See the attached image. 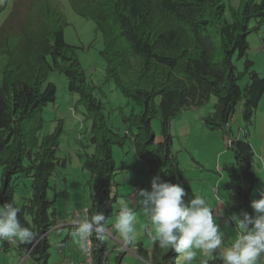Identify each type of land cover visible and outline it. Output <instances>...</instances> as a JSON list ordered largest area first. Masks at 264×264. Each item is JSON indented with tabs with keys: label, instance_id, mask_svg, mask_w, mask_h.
Segmentation results:
<instances>
[{
	"label": "trees",
	"instance_id": "obj_1",
	"mask_svg": "<svg viewBox=\"0 0 264 264\" xmlns=\"http://www.w3.org/2000/svg\"><path fill=\"white\" fill-rule=\"evenodd\" d=\"M57 1L19 0L21 11L14 9L0 21V204L15 201L19 181L30 179L31 193L22 198L19 218L38 234L35 242L18 243L15 248L34 264H49L47 234L57 221L55 198L48 196L50 181L67 163L57 156L62 122L53 133L39 135L43 108L56 99V86L48 81L52 72L65 77L69 92L79 97L85 121L90 122L87 151L81 155L83 168L90 174L85 215L102 212L107 228L119 197L115 188L120 186L114 180L118 168L112 150L123 147L127 139L151 176L180 183L183 173L172 151L171 123L184 111L204 107L211 97L214 111L204 118L209 131L221 130L236 138L231 120L237 109L246 124V134L231 149L237 160L223 171L230 212L251 214L257 178L247 135L264 96V78L252 71L253 62L246 57L247 37L264 25V0H67L77 15L95 23L101 35L105 83H113L140 108L139 113H121L127 123L124 134L111 125L97 86L77 57L78 48L66 42L67 19L61 0ZM9 2L0 0V16ZM235 56L244 61L245 73H236ZM244 74L250 79L242 87L238 81ZM155 118L160 120L159 141L151 126ZM90 240L93 264H109L113 250L106 235L99 240L93 233ZM0 244L8 250V241ZM136 246L141 264H175L177 260L178 253L153 242L151 250L140 243ZM125 254L119 253L115 264ZM261 259L264 263V254ZM210 263L221 264L215 255Z\"/></svg>",
	"mask_w": 264,
	"mask_h": 264
},
{
	"label": "rangeland",
	"instance_id": "obj_2",
	"mask_svg": "<svg viewBox=\"0 0 264 264\" xmlns=\"http://www.w3.org/2000/svg\"><path fill=\"white\" fill-rule=\"evenodd\" d=\"M238 3V0H236ZM19 6V0H10L7 5V10L1 14L0 21L2 22L8 15L9 11L11 13L15 9L16 12H20L21 9L17 8ZM63 12L66 15L67 25L64 27V35L65 40L69 45L77 47V57L82 65V68L86 75L92 79L97 86V94L100 99L105 103L106 111L108 113L109 121L111 125L120 133L124 134L127 131V123H125L121 119V113L125 115H130L132 113H139L140 108L138 106H134L130 103L126 97H124L119 90H117L113 83L106 82L105 83V60L100 56L99 50L101 49V35L96 30L95 23L89 19H85L79 15H77L69 6L67 0H63ZM255 25V22L251 23V26ZM248 49H247V58L253 62L251 67L252 71L257 73L259 78H264V25L257 31L253 32L247 37ZM83 48V49H81ZM222 55H217V60H220ZM234 64L236 68V73H245L244 70V61L237 60L236 56L234 59ZM3 67V60L0 59V71ZM249 75L244 74L241 79L238 81L242 87H244L249 82ZM1 81V74H0ZM49 82H52L56 86V99L54 102H49L42 111V117L44 120L43 128L39 132V135L53 133L60 121L62 122L63 133L61 136L59 148L57 151V156L61 159H65L67 161L66 167L61 168L59 173L56 174L50 181V190L48 193L49 199L55 198V202L53 206H55L57 210V221L56 226L54 228H61L67 225L75 224V221L80 219L76 216V211L81 213V216H85V211L88 207L89 199H90V188L88 186V181L90 180V174L88 171L83 168V157L84 152L87 151L84 148V144H86V131L90 128V122L85 121V117L83 116L84 108L81 103H79V97L76 94L70 93L68 90L67 80L63 75H60L56 72H52L49 75ZM158 103V101H157ZM215 98L211 97V101H209L204 107L203 110L209 112L214 111ZM206 112V113H207ZM196 113L195 112H192ZM204 113V112H202ZM188 116V113H185ZM255 116V114H254ZM254 116L253 123L249 126L248 133L250 134V142L257 147L256 141L259 139V133H262V128L260 129V125H257L256 128H253L254 124ZM179 117V116H178ZM198 118V117H197ZM233 123V127L238 129V126L246 130V124L242 119V115L239 109H237L233 119L231 120ZM151 126L154 131L155 140L159 141L161 138L160 133V120L155 118L151 122ZM201 128H205L201 123L199 124ZM198 125H193V134L189 135L190 138L181 136L180 138L172 132L173 142H172V151L176 154L179 167L183 168V171L186 170L185 161H191V156L194 160H196L199 164H205L207 162V158L211 156L210 150L204 147V141L201 140L204 137V131L199 129ZM177 127V129H176ZM264 127V125L262 126ZM172 131L177 130L176 133H180V121L178 123H172L171 125ZM207 129V128H205ZM135 129H133V132ZM208 131V129H207ZM193 136H197L198 139H194ZM131 141L127 139V142L123 147L115 146L113 148V159L116 164L117 174L115 175L116 182L122 183V185L116 187L115 191L118 194V199L114 204V215L111 216L106 225L110 226L108 228V235L106 239L108 241L109 250L112 249L113 243L115 244V250L113 253H117L122 249L121 245H125L120 234L116 232L112 225L115 222L116 216L119 211L120 201L126 200L130 205H132V201L127 196L126 185L133 180L134 175L136 174V178L139 180L138 186L129 187L130 193H135L138 189L140 190L143 181L146 182L145 186L147 190H151L150 176L146 174L148 170V165L141 161L138 158V155L133 150L131 145ZM260 148V147H259ZM88 151H90L88 149ZM203 156H200V153ZM264 154V146L262 147V151ZM232 154V152L230 151ZM205 157V158H204ZM205 161V163L203 162ZM223 161V160H222ZM264 161V160H263ZM254 166L255 176H257V180H261L264 177V170L261 159L259 158V154L254 153ZM124 166H130V169H125L122 171L120 169ZM208 166L211 165L210 161L207 162ZM229 165V164H227ZM262 165V170L259 171L258 166ZM207 166V167H208ZM149 171V170H148ZM146 179H148L146 181ZM217 181V175L214 174L213 186H215V182ZM193 187L198 186L197 184L192 185ZM205 186H208L207 184ZM257 189H259V185L255 184L253 191H255L253 195V199H258ZM194 192H197L196 190ZM31 193L30 187V179L26 178L22 181H19L16 190H15V202L18 206H21L22 198L29 197ZM187 195L184 198L185 203H187L191 198H193L192 194L189 191H186ZM205 198L207 192H202ZM137 212V224L136 231L139 232L144 230L146 227L147 230H152L153 226L151 222L146 216L142 214V209H139ZM72 216L73 218H68ZM50 231L52 233L53 229ZM68 227L61 229L62 236L55 239L52 237L50 240V257L49 264H62L65 258L66 261H70L75 258L76 249L78 247L76 243V239L73 236L74 228L71 229L72 233L70 235L69 242L67 243L65 255L59 253L57 246L62 242V238L64 237L66 230ZM56 234V232H55ZM114 234V235H113ZM52 241V244H51ZM57 241V243H56ZM140 242H144L145 247H150L151 239L150 237H145V234H142L140 238H137L135 242L130 246V253L127 254L125 258L124 264H134L133 258L134 254L133 250H136V245ZM59 242V243H58ZM117 242L119 244H117ZM16 243V242H12ZM56 243V244H55ZM223 247H226L223 245ZM126 248V247H125ZM83 258V255H82ZM81 258V259H82ZM113 259L112 257L109 258ZM3 264H18V261L12 260L9 255L4 259L2 257ZM31 264V263H30ZM110 264V263H109ZM259 264V263H258Z\"/></svg>",
	"mask_w": 264,
	"mask_h": 264
},
{
	"label": "clouds",
	"instance_id": "obj_3",
	"mask_svg": "<svg viewBox=\"0 0 264 264\" xmlns=\"http://www.w3.org/2000/svg\"><path fill=\"white\" fill-rule=\"evenodd\" d=\"M61 2L64 10L63 0ZM240 129L239 133L237 129L233 130L236 138L224 135L221 130L214 132L222 134L225 149L232 152L236 140L246 134L242 128ZM235 158L237 160L234 156V161ZM257 194L259 198L253 199L250 204L253 210L251 214L242 211L239 216H232V221H238L237 236L229 246L223 247L224 236L221 234V225L217 222L213 209L205 197L194 195L185 203L184 198L187 193L183 186L155 176L151 181L150 191L140 189L137 194L134 192L131 194L136 195L134 204L130 205L126 200L120 201L119 211L112 227L120 234L125 245H122V249L116 254L127 252L131 248L130 244L137 239L138 217L135 209L140 208L153 226L150 236L152 242L161 249H170L178 253L177 264H193L200 252L210 256L215 255L221 264H258L261 255L264 254V186L257 189ZM21 211V207L14 200L0 204V242L31 244L37 240L38 234L21 222L19 218ZM103 221L105 215L102 212L90 217L85 215L75 221L76 231L73 236L81 250L87 252L93 233L99 240H104L105 235L109 236L107 231L110 226L105 229ZM202 264H207V261Z\"/></svg>",
	"mask_w": 264,
	"mask_h": 264
},
{
	"label": "crops",
	"instance_id": "obj_4",
	"mask_svg": "<svg viewBox=\"0 0 264 264\" xmlns=\"http://www.w3.org/2000/svg\"><path fill=\"white\" fill-rule=\"evenodd\" d=\"M193 113L192 112H195ZM204 112V113H202ZM204 111L203 108H200L198 110H193L191 109L190 111H185L183 113H181L179 115V117H177L176 119L173 120L172 123H178L180 121V133H176L177 130L171 131L177 135L179 138L181 136L183 137H187L190 138L193 132V125H198L201 123L202 125H204V118L211 112H207ZM185 113H188V116H186ZM198 117V118H197ZM254 124H253V128L255 129L257 125H260V129L262 128V133H259V139L258 141H256L257 143V147L255 148V146L250 142V134H248V141L250 142L253 151L255 154H259V158L261 159L262 165H263V170H264V154L263 152L258 153L262 151V147L264 146V127H262L264 125V96L261 99V101L259 102V105L257 107V110L255 112V116H254ZM205 127V125H204ZM206 128V127H205ZM205 128H201L199 126V129H202L204 131V137L201 139L204 141V147H206L207 149L210 150L211 156L207 158V162L210 161L211 165L208 166L206 165L207 162L205 163V161H203L205 164L201 163L199 164L196 160L193 159L192 155L191 156V161L188 160L185 161V165L183 167L186 168V170H190V171H183L182 169V179L180 181V185L184 187L185 191H189V193L192 194V196L194 195H201L202 192H207L206 195V200L209 204V206L213 209L214 215L217 218V222L221 225V234L224 236V242L223 245L224 246H229L234 239L237 236V223L238 221L234 222L231 220L233 214L230 212L229 210V205H228V191L226 190L225 183L227 182V177H226V173L223 171V168L227 165V164H231L234 162V155L230 153V151L226 150L224 147V142H223V136L221 133L219 132H211V131H207V129ZM241 127L238 126L237 129V133L241 132ZM177 129V127H176ZM257 129V128H256ZM194 139H198L197 136H193ZM260 147V148H259ZM200 156H203L201 152ZM205 158V157H204ZM223 160V161H222ZM262 165L258 166L259 171L262 170ZM121 168L122 171H124L125 169H130V166H124ZM208 166V167H207ZM253 166H254V162H253ZM252 166V167H253ZM253 171L255 173V169L253 168ZM146 174H148L150 176V183L153 179V176H151L149 174V171H146ZM214 174L217 175V181L215 182V186H213V181H214ZM256 175V174H255ZM257 178V176H256ZM148 179H146L147 181ZM145 181V180H144ZM143 181V185L141 187V189H146L145 183ZM139 180L136 178V174L133 177V180L129 183H127V196L128 198L132 201V203L134 204L136 201V195L132 196L129 190V187H131L132 185H139L138 184ZM197 184L198 186L193 187L192 185ZM208 186H205V185ZM259 185V188H261L262 186H264V177L262 178V182L261 180H257V183ZM120 185H122V183H120ZM197 192H194V191ZM139 192V189L135 192V194H137ZM255 191H252L251 193V201L253 200V195H254ZM140 208H136L135 210H139ZM76 216L79 218H82L81 213L78 214V212L76 211ZM68 218H73L72 216H69ZM148 221V225H149V220ZM65 227H68L69 229L66 230V233L64 235V237L61 239L62 242H60V245L57 246V249L59 251V253L64 254L65 255V250H66V246L67 243L69 242L70 239V235L72 233L71 229L74 228V231L76 230V225L75 224H71V225H67L61 228H54L52 233H49V240H51L52 237L58 238L60 236H62V231L61 229H64ZM153 231L152 230H147V228L145 227L144 230L140 231V235L139 232L136 231L137 233V238H140V236L142 234H145V237H150L151 233ZM56 232V234H55ZM68 235V236H67ZM114 235V234H113ZM151 239V238H150ZM151 245L150 247H145L146 245L144 244V242H140L138 241V243L142 244V247L146 250H151L152 249V240L150 241ZM19 242L16 243H12V242H8L9 248L7 251H4L3 247H1L0 244V264H3V260L2 257L4 259H6V257L9 255V257H11L12 260H16L18 261V264H34L32 260H30L27 256L26 253H24L23 251H20L18 249H16L15 247L17 246ZM57 243V241H56ZM55 243V244H56ZM59 243V242H58ZM137 243V244H138ZM52 244V241H51ZM117 244H119L117 242ZM133 244V243H132ZM130 244V246L132 245ZM123 245V244H122ZM121 245V246H122ZM137 247V246H136ZM110 250H115V244L113 243V247ZM131 250V248L129 249ZM129 250H127L125 256L120 260V264H124L125 263V258L127 257V254L130 253ZM76 254H75V258L72 259V261H79L82 258V255L84 256L83 250H81L79 248V246L76 249ZM134 256V260L133 262H135L134 264H141V260L139 259L138 255H137V249L133 250ZM112 257V256H110ZM113 258V257H112ZM213 256H210L207 253L204 252H200L198 253V256L196 258V260L193 262V264H202V262L207 261V264H211L210 262L212 261ZM66 262L65 258L63 260V263ZM110 264H115V260L110 259L109 260ZM259 264H264L263 260L261 259V261L259 260L258 262ZM129 264V263H128ZM175 264H177V260L175 262Z\"/></svg>",
	"mask_w": 264,
	"mask_h": 264
},
{
	"label": "built area",
	"instance_id": "obj_5",
	"mask_svg": "<svg viewBox=\"0 0 264 264\" xmlns=\"http://www.w3.org/2000/svg\"><path fill=\"white\" fill-rule=\"evenodd\" d=\"M83 253H84V256L81 260L79 261L70 260V261L64 262L63 264H93L91 240H89L87 252L83 251ZM110 256L115 257L117 256V254L111 253L109 257Z\"/></svg>",
	"mask_w": 264,
	"mask_h": 264
},
{
	"label": "water",
	"instance_id": "obj_6",
	"mask_svg": "<svg viewBox=\"0 0 264 264\" xmlns=\"http://www.w3.org/2000/svg\"><path fill=\"white\" fill-rule=\"evenodd\" d=\"M235 160H236V158H235Z\"/></svg>",
	"mask_w": 264,
	"mask_h": 264
}]
</instances>
